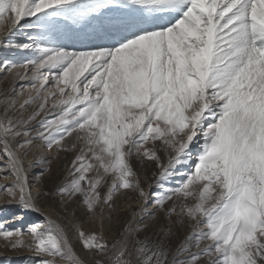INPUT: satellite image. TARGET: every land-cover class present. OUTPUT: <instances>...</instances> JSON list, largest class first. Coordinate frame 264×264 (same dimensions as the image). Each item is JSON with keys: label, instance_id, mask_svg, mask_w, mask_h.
<instances>
[{"label": "snow or ice", "instance_id": "6c2138e0", "mask_svg": "<svg viewBox=\"0 0 264 264\" xmlns=\"http://www.w3.org/2000/svg\"><path fill=\"white\" fill-rule=\"evenodd\" d=\"M0 25V189L39 218L5 248L264 264V0H0Z\"/></svg>", "mask_w": 264, "mask_h": 264}, {"label": "rangeland", "instance_id": "374dc122", "mask_svg": "<svg viewBox=\"0 0 264 264\" xmlns=\"http://www.w3.org/2000/svg\"><path fill=\"white\" fill-rule=\"evenodd\" d=\"M0 31H2V25H0ZM21 41H23V37H21ZM22 55L20 53H16L13 55V53L8 52L4 49H0V64L5 59H12V60H17L19 61L22 59ZM8 74L6 72L0 71V91L3 90L4 87L10 86V82L6 77ZM198 147V145H197ZM68 163V160H62L60 162H54L53 164V172L56 173L57 168L59 169V173L62 175L64 168L66 164ZM31 171V170H30ZM4 173V174H3ZM0 173V183H2V178L4 177L6 172ZM5 176H8L9 179L11 180V176L9 173H6ZM149 178H150V173H149ZM9 180V182H10ZM4 181V180H3ZM4 183V182H3ZM47 183V182H46ZM132 195V194H130ZM11 198L6 197L5 192L3 189H0V222H3L9 229H16V228H21L23 227L25 230L27 229V225L31 222L37 221L39 218L35 213L31 212H23L20 211L18 206L15 204V202H10ZM134 207L135 206V201L134 200H129V199H124V200H117V208L116 211L112 213L113 215V221L111 222L114 227H118L116 225V217H119V219L122 221L123 219H126L129 212L130 208L128 206ZM78 216L82 215V213L77 212L76 213ZM23 217L22 220H13V217ZM165 223H167L165 221ZM88 225H85L87 227ZM114 234V233H113ZM4 241L2 238H0V254H5L8 256H11L13 258L12 264H23V258L24 256L27 255V252L25 250H19V251H12L8 248H5L3 246Z\"/></svg>", "mask_w": 264, "mask_h": 264}, {"label": "bare ground", "instance_id": "6f19581e", "mask_svg": "<svg viewBox=\"0 0 264 264\" xmlns=\"http://www.w3.org/2000/svg\"><path fill=\"white\" fill-rule=\"evenodd\" d=\"M3 174H4V173H3ZM5 175H6V173H5ZM5 175H3L4 177L2 178V181H1V182H2V183H3V182H4V183H9V180H10V179H9V177H8V180H5ZM0 177H1V176H0ZM3 180H4V181H3Z\"/></svg>", "mask_w": 264, "mask_h": 264}]
</instances>
